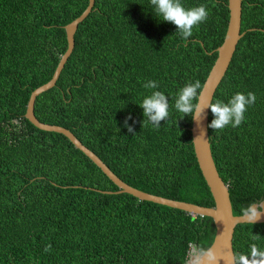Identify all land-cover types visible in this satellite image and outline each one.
<instances>
[{"label":"trees","instance_id":"16d2710c","mask_svg":"<svg viewBox=\"0 0 264 264\" xmlns=\"http://www.w3.org/2000/svg\"><path fill=\"white\" fill-rule=\"evenodd\" d=\"M240 1L242 36L211 103H228L237 92H253L256 101L238 127L214 130L210 107L207 115L212 161L233 216L264 207V0ZM181 2L209 12L187 39L150 0H94L33 115L68 130L124 184L213 207L193 154L192 115L175 103L187 84H203L225 34L227 0ZM86 5L0 0V264H187L211 244L210 218L116 193L64 136L24 118L30 93L51 78L66 49L63 27ZM150 80L154 88L145 87ZM154 91L164 93L170 113L158 128L140 106ZM231 246L235 264H264V223L237 224Z\"/></svg>","mask_w":264,"mask_h":264},{"label":"water","instance_id":"95a60500","mask_svg":"<svg viewBox=\"0 0 264 264\" xmlns=\"http://www.w3.org/2000/svg\"><path fill=\"white\" fill-rule=\"evenodd\" d=\"M93 3L94 0H87V5L82 13L63 27L66 49L60 56L51 78L30 93L25 107L24 118L32 126L41 131L53 132L64 136L74 148L87 157L106 178L116 186L118 189L116 193H125L139 201L151 202L180 210L191 216L197 215L210 218L215 229L214 236L211 244L202 254H195L199 256L198 264H235L231 246L234 227L237 224L264 223V207L263 205H259V209H257V205H252L248 213H244L240 216L232 215L226 186L219 178L212 161L207 135V115L209 110L208 105L211 103L213 93L227 70L235 46L242 36V33H239L241 1L227 0L228 20L225 34L221 44L215 49L216 58L202 84V89L198 92L202 111L195 119L191 116L190 135L193 154L200 174L211 195L213 207H202L190 203L165 199L141 192L124 184L100 161L99 158L84 147L68 130L55 125L43 124L34 117L33 104L35 98L54 86L64 63L73 49V35L77 25L89 14ZM250 210H255L256 215L254 217L251 215ZM193 261L194 256L192 255L187 260V264H193Z\"/></svg>","mask_w":264,"mask_h":264},{"label":"clouds","instance_id":"9594fccd","mask_svg":"<svg viewBox=\"0 0 264 264\" xmlns=\"http://www.w3.org/2000/svg\"><path fill=\"white\" fill-rule=\"evenodd\" d=\"M150 3L154 6L156 15L162 17V21L174 24L183 39L191 37L193 28L206 21L209 15L207 6L203 4L187 8L181 0H150ZM155 86L156 82L151 80L145 85V87L153 88ZM197 89H202L199 80H196L194 84H187L180 90L175 103V108L180 113L192 115L193 119L202 111ZM194 99L197 100L196 103H193ZM255 101V93L248 92L244 94L237 92L231 97L228 103L217 100L209 104L208 107L211 108L215 117L210 127L214 130H222L229 125L232 127L240 126L245 119L244 114L248 106L254 104ZM140 106L144 110L145 117L153 122L152 125L156 128L160 127V121L166 120L170 115L168 101L161 91H154L150 95L145 96ZM250 211L254 217L256 215L255 210ZM50 249L51 245L49 244L46 246L45 251H49ZM193 256V264H198L199 256H196L195 253H193Z\"/></svg>","mask_w":264,"mask_h":264},{"label":"built area","instance_id":"2783aa9c","mask_svg":"<svg viewBox=\"0 0 264 264\" xmlns=\"http://www.w3.org/2000/svg\"><path fill=\"white\" fill-rule=\"evenodd\" d=\"M190 256H192L191 254L188 255V259L190 258Z\"/></svg>","mask_w":264,"mask_h":264},{"label":"rangeland","instance_id":"374dc122","mask_svg":"<svg viewBox=\"0 0 264 264\" xmlns=\"http://www.w3.org/2000/svg\"><path fill=\"white\" fill-rule=\"evenodd\" d=\"M193 255V254H192Z\"/></svg>","mask_w":264,"mask_h":264}]
</instances>
